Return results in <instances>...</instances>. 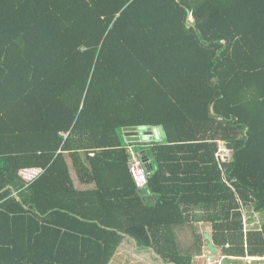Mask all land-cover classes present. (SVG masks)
Here are the masks:
<instances>
[{"label":"trees","instance_id":"16d2710c","mask_svg":"<svg viewBox=\"0 0 264 264\" xmlns=\"http://www.w3.org/2000/svg\"><path fill=\"white\" fill-rule=\"evenodd\" d=\"M160 125L138 189L124 128ZM245 210L264 213V0H0V264H110L129 238L192 264L194 222L264 257Z\"/></svg>","mask_w":264,"mask_h":264},{"label":"rangeland","instance_id":"374dc122","mask_svg":"<svg viewBox=\"0 0 264 264\" xmlns=\"http://www.w3.org/2000/svg\"><path fill=\"white\" fill-rule=\"evenodd\" d=\"M124 138V136H122ZM125 141V138H124ZM151 142L150 144H152ZM133 148L139 152L141 145L139 142H133ZM245 210V219L247 229H259L264 223V213L247 214ZM195 231L201 234V242L203 244L200 254L195 248ZM213 228L210 223L203 224L202 222H194L191 227L182 229L180 232V244L183 249H192L194 254L192 264H255L253 257H229L223 254L221 248H217V253L208 249V240L205 234L212 235ZM110 264H174L172 262H165L162 257L154 252L152 249L138 250L133 242H124L119 247V250Z\"/></svg>","mask_w":264,"mask_h":264},{"label":"built area","instance_id":"2783aa9c","mask_svg":"<svg viewBox=\"0 0 264 264\" xmlns=\"http://www.w3.org/2000/svg\"><path fill=\"white\" fill-rule=\"evenodd\" d=\"M66 134V133H64ZM148 146V145H146ZM150 146V145H149ZM129 158V170L136 183L138 189L146 188L149 181L150 172L142 159L140 152L134 150L133 146H128ZM231 151L227 148L224 143H220L218 152L216 153L217 158L223 160L224 162L228 160ZM92 156L95 152L90 153ZM45 169L42 167H25L20 169L19 174L26 182H32L37 179L40 175L44 173Z\"/></svg>","mask_w":264,"mask_h":264},{"label":"water","instance_id":"95a60500","mask_svg":"<svg viewBox=\"0 0 264 264\" xmlns=\"http://www.w3.org/2000/svg\"><path fill=\"white\" fill-rule=\"evenodd\" d=\"M123 136L126 142H139L141 145H150L151 142H161L166 139V132L163 126H138V127H125ZM206 239L208 240V249L214 253H217V248L214 245L212 235L206 233ZM255 264H264V261L258 260Z\"/></svg>","mask_w":264,"mask_h":264},{"label":"crops","instance_id":"0c3cea01","mask_svg":"<svg viewBox=\"0 0 264 264\" xmlns=\"http://www.w3.org/2000/svg\"><path fill=\"white\" fill-rule=\"evenodd\" d=\"M141 145V144H140ZM152 144H150V146H151ZM149 146V145H148ZM141 147H146V145H141ZM71 173H72V177H73V179H74V182H75V186L78 188V189H82V190H86V189H89V188H94L95 187V184L94 183H92V185H87V184H85V183H81V181H80V179H79V177H78V175L76 174V171L75 170H73L72 169V171H71ZM203 224H205L206 222H202ZM134 240L135 239H128V240H125L124 242H134ZM124 244V243H123ZM122 244V245H123ZM135 244V243H134Z\"/></svg>","mask_w":264,"mask_h":264},{"label":"clouds","instance_id":"9594fccd","mask_svg":"<svg viewBox=\"0 0 264 264\" xmlns=\"http://www.w3.org/2000/svg\"><path fill=\"white\" fill-rule=\"evenodd\" d=\"M230 257V256H229ZM250 257H253L254 259H253V261H254V263H256L258 260H262V261H264V257H254V256H250ZM243 258V257H242Z\"/></svg>","mask_w":264,"mask_h":264}]
</instances>
